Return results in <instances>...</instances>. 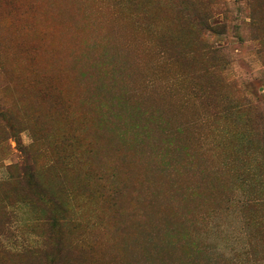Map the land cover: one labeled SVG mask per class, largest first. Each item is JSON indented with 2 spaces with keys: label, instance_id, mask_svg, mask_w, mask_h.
Returning a JSON list of instances; mask_svg holds the SVG:
<instances>
[{
  "label": "rangeland",
  "instance_id": "374dc122",
  "mask_svg": "<svg viewBox=\"0 0 264 264\" xmlns=\"http://www.w3.org/2000/svg\"><path fill=\"white\" fill-rule=\"evenodd\" d=\"M0 264H264V0H0Z\"/></svg>",
  "mask_w": 264,
  "mask_h": 264
}]
</instances>
